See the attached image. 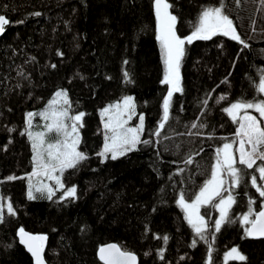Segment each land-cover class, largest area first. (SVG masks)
Wrapping results in <instances>:
<instances>
[{"label":"trees","instance_id":"16d2710c","mask_svg":"<svg viewBox=\"0 0 264 264\" xmlns=\"http://www.w3.org/2000/svg\"><path fill=\"white\" fill-rule=\"evenodd\" d=\"M168 2L182 38L191 34L204 7L219 4ZM224 3L235 26L244 0ZM0 15L10 21L0 38V189L16 213H3L0 222V264H33L17 240L21 228L47 236V264H103L97 250L106 243L136 254L138 264H206L217 210L201 209L209 224L205 242L195 235L177 200L183 193L192 201L211 177L217 148L224 143L235 147L238 124L223 108L241 98L264 99L257 91L264 74V36L247 40L237 31L248 48L224 36L186 43L180 66L183 91L173 94L170 120L157 137L152 133L169 85L161 83L164 64L153 0H0ZM250 19L246 12L244 20ZM125 72L131 83L125 82ZM60 90L67 92L72 115L85 113L79 149L88 158L63 172L65 187H54L51 200L36 192L37 198L29 200L33 152L27 135H21L26 113L42 109ZM222 95L227 99L217 103ZM125 96H133L144 114L141 139L151 143H141L116 160L110 154L102 158L97 155L103 145L99 112ZM193 122L206 126L193 129ZM190 157L193 163H185ZM261 164L257 160L253 169L236 165L242 169L240 185L231 189L237 203L230 215L236 222L215 234L212 264H224V254L232 247L247 261L228 264H264V239H242L244 227L238 221L248 210L249 198L255 201L254 211L264 203L251 185L252 176L262 185L255 171ZM70 187L76 188V198L61 200Z\"/></svg>","mask_w":264,"mask_h":264},{"label":"snow or ice","instance_id":"6c2138e0","mask_svg":"<svg viewBox=\"0 0 264 264\" xmlns=\"http://www.w3.org/2000/svg\"><path fill=\"white\" fill-rule=\"evenodd\" d=\"M239 2V0H237ZM155 16L157 21L156 39L160 43L162 50V61L164 64V78L162 84L169 85L167 95L163 99V114L158 127L153 135L161 136L162 130L170 120V109L174 93L182 92L180 66L185 55V44H192L194 40H212L216 36H224L236 41L248 48L249 45L238 34L233 20L225 11L224 0H219V4L213 7H204L198 15V20L193 25V30L190 35L180 37L177 32L178 18L172 14L170 9L173 5L168 0H154ZM34 15L39 16L37 12ZM10 21L0 15V34L5 32V26ZM57 55H62L58 52ZM127 63V61H125ZM54 68L55 65H52ZM126 83H131L132 80L128 72L124 73ZM226 83L227 81H223ZM257 91L264 94V74H261ZM226 96H220L217 103L226 100ZM207 105L208 101H203ZM136 104L132 96H125L122 102L114 105H109L101 111V118L104 128V147L97 155L106 158L110 154L111 159L126 155L129 152L136 151L137 145L143 143L145 145L151 143L149 140H142L141 135L145 131V117L139 115V123L136 127H126L128 121L132 119L136 113ZM71 108L67 92L61 90L55 93L52 100L49 101L48 108L39 114L28 112L26 113V131L21 135H27L31 141L33 151V171L28 176L29 188L27 198L29 200L36 199V193L42 196L47 195V199L51 200L55 195L53 187L39 183L34 185L32 177L40 175L46 176L49 180H55L57 189H64V184L61 181V176L66 169L76 168L82 161L88 157L85 153L78 151L80 144V136L78 129L83 127L82 118L85 113L80 112L76 115H69ZM252 109L259 113L260 118H264V99L262 100H244L243 98L232 102L228 107L223 108V111L232 119L233 123H237L236 137L238 138L239 147L233 150L232 143H224L221 148L216 149L215 163L211 167V178L206 180L200 191L195 195L191 203L186 202L183 193L177 200L178 206L185 213V220L192 227L193 232L199 240L208 241V221L201 214L202 206H211L215 208L219 216L215 219L212 227V243L215 242V234L219 233L222 227L226 224L235 223L236 220L230 215L233 205L237 203L231 189L237 188L241 183L242 169L236 165H242L246 169H253L257 164V160L264 161V126L258 121L255 115H251L248 110ZM243 112V115L240 113ZM39 115L47 123L44 131L33 133L29 129L32 128V118ZM107 116L105 120L104 117ZM126 117V118H125ZM71 121L69 126L66 121ZM203 123L193 122L191 128H204ZM13 131V129H9ZM55 133L58 137L55 143H46V136L49 133ZM109 133L111 135H109ZM191 134V133H189ZM11 143V141H9ZM247 145V147H246ZM5 146V150H6ZM235 152L239 153L237 160ZM103 162V159L101 160ZM185 163H193L192 158H188ZM180 171H183L181 169ZM256 172L259 173V179L264 181V164L256 167ZM59 172L60 175H53ZM230 178L226 180L224 176ZM8 180L19 179L15 176L7 177ZM230 184L229 188L225 185ZM251 185L256 189L261 198H264V185H258L257 177L252 176ZM225 193H227L225 195ZM76 198V188H66L60 199ZM254 200L249 198L248 210L238 217V221L244 227L245 238H264V203L260 205L259 211H254L252 205ZM6 207L7 214L14 216L15 210L12 203L5 201L0 204V222L4 220V208ZM254 217V218H252ZM20 243L24 244L34 257V264H44L43 251L45 236L30 235L23 228L18 233ZM161 239V237H156ZM165 243L168 237H162ZM197 240H193L192 247H195ZM212 243L208 244V255L206 264H212ZM159 255L163 258V249ZM99 259L103 264H136V256L128 251L122 250L116 244L102 246L99 249ZM183 259V257H181ZM224 264L228 261L246 262L247 257L238 247H232L224 254Z\"/></svg>","mask_w":264,"mask_h":264},{"label":"rangeland","instance_id":"374dc122","mask_svg":"<svg viewBox=\"0 0 264 264\" xmlns=\"http://www.w3.org/2000/svg\"><path fill=\"white\" fill-rule=\"evenodd\" d=\"M243 4H244V6L241 7L242 8V11H241L242 15L240 13V15L238 16L237 23L235 25L237 31L239 33H242L247 40H250V39H262L263 36H264V0H244ZM246 12L251 13V19H250L249 22H246L244 20ZM54 95H55V93H54ZM54 95H53V97H54ZM262 95L264 96V94H262ZM53 97L50 100H52ZM122 100H123V98L121 100H119V101H116V102H113V103H110V104L106 105L99 112V118H100V123H101V130H102V137H103L102 149H103L104 143H105V140H104V131L105 130L103 128V123H102V118H101V111L104 108L108 107L109 105H114V104H116L118 102H122ZM49 101L46 103V105L42 109H40L38 111H33L32 113L39 114L41 112H44L48 108ZM134 102H135V99H134ZM135 104H136V102H135ZM136 106H137V104H136ZM136 113H137V115L133 116L132 119L128 121V124L126 125V127H136L137 126V124L139 123V118L138 117H139L140 114H143V113L138 110V107H136ZM249 113L251 115H255L258 118V121L261 122V125L264 126V118H260L259 117V113L257 115L252 113V112H249ZM240 114L243 115V113H240ZM69 115H72L70 111H69ZM104 119L106 120L107 116H105ZM46 123L47 122L45 120H43L39 115H35L32 118V128L29 129V130L32 131L33 133L44 131L45 130L44 126H45ZM66 123L70 126L72 122L69 120V121H66ZM26 128H27V125H26ZM78 131H79V136L81 137L80 128L78 129ZM109 135H111V134L109 133ZM57 139H58V137H57V135L54 132L53 133H49L46 136V143H55L57 141ZM30 144H31V141H30ZM238 147H239V143H238V138H237V143H236L235 147L233 148V150H235ZM246 147H247V145H246ZM31 149H32V147H31ZM261 150H264V147H262ZM78 151H80L79 145H78ZM235 156H236V158L238 160L239 153L235 152ZM263 164H264V161H263ZM53 175H60V173L57 172V173H54ZM41 182L44 183V184H47V185H49V186H51L53 188L54 187L57 188L55 180H49L44 175H40L38 177H32V183L34 185H38ZM262 185H264V181L262 182ZM5 201H7V199L4 198V196H3L2 192H1V189H0V204L4 203ZM7 202H9V201H7ZM186 202L191 203V201H186ZM202 207H201V209H202ZM179 209L183 212V214L185 216L184 211L180 207H179ZM201 209H200V212H201ZM5 212L7 213L6 207L4 208V213ZM217 214H218L217 215V218H218V216H219L218 211H217Z\"/></svg>","mask_w":264,"mask_h":264},{"label":"water","instance_id":"95a60500","mask_svg":"<svg viewBox=\"0 0 264 264\" xmlns=\"http://www.w3.org/2000/svg\"><path fill=\"white\" fill-rule=\"evenodd\" d=\"M154 1V0H153ZM155 9V8H154ZM4 34V33H3ZM3 34H0V38H1V36L3 35ZM254 218V217H253ZM25 232H27V231H25ZM19 233V232H18ZM28 234H30V235H36V236H45L46 237V239H45V241L43 242V245H44V251H43V258H44V254H45V250H46V247H47V236L45 235V234H37V233H30V232H27ZM250 239H253V240H260V239H264V238H250ZM17 240H18V243L25 249V252L30 256V258H31V260H32V263L34 264V257L31 255V253L30 252H28V250H27V248H26V246L24 245V244H21L20 243V237H19V235L17 234ZM109 244H115V243H106V244H103L102 246H106V245H109ZM117 245V244H116ZM102 246H100L99 248H98V250H97V257H98V259H99V249L102 247ZM118 246V245H117ZM129 252V251H128ZM132 253V252H131ZM134 254V253H133ZM135 256H136V254H134ZM100 260V259H99ZM101 261V260H100ZM102 262V261H101ZM103 263V262H102ZM139 263V260H138V257L136 256V264H138ZM44 264H47L46 263V261H45V258H44Z\"/></svg>","mask_w":264,"mask_h":264}]
</instances>
